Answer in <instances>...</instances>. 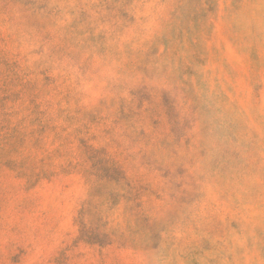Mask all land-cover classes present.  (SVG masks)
<instances>
[{
  "label": "rangeland",
  "instance_id": "rangeland-1",
  "mask_svg": "<svg viewBox=\"0 0 264 264\" xmlns=\"http://www.w3.org/2000/svg\"><path fill=\"white\" fill-rule=\"evenodd\" d=\"M0 264H264V0H0Z\"/></svg>",
  "mask_w": 264,
  "mask_h": 264
}]
</instances>
